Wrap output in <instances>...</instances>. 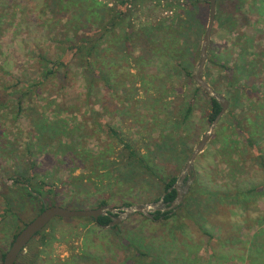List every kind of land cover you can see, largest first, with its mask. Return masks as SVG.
<instances>
[{
    "label": "rangeland",
    "instance_id": "374dc122",
    "mask_svg": "<svg viewBox=\"0 0 264 264\" xmlns=\"http://www.w3.org/2000/svg\"><path fill=\"white\" fill-rule=\"evenodd\" d=\"M92 1L0 0V264L39 201L78 210L155 202L156 176L178 177L211 125L209 98L186 75L197 69L207 0H135L123 27L102 38L106 11ZM234 1L218 12L204 69L230 107L194 163L204 196L183 204L194 222L135 214L112 231L56 218L27 246L23 255L36 256L27 264H124V236L167 264H264V167L234 126L249 117L264 152V0ZM127 29L142 31L126 43ZM86 38L101 39L91 61L105 80L92 81L90 58L69 50ZM122 142L155 176L125 160ZM233 190L253 193L241 201Z\"/></svg>",
    "mask_w": 264,
    "mask_h": 264
},
{
    "label": "trees",
    "instance_id": "16d2710c",
    "mask_svg": "<svg viewBox=\"0 0 264 264\" xmlns=\"http://www.w3.org/2000/svg\"><path fill=\"white\" fill-rule=\"evenodd\" d=\"M134 1L135 0H113V6L108 7L107 5L106 6L103 5V3L95 2L93 0L92 3H93V5L96 6V8L99 9L100 7H102L106 11V16L104 17L105 21L102 22V23H99L98 21L93 19V17L95 15H93V13L89 14L88 11H87V15H88L87 18L91 19L90 21L92 23H94V24H97V23L100 24V29L97 31V33L102 38L106 34H109L110 31H113L118 26L123 27L124 23L126 22L127 18L129 17V10L131 8L132 3H134ZM163 1H168L169 2L171 0H163ZM177 1H179V0H177ZM230 1L231 0H218L217 1V16H216V20L219 18V16H218L219 10L221 12V10L225 9V6H227ZM239 1L240 0H236L234 2H231L230 3V7L234 8V9L238 8ZM207 4L209 5V0H207ZM189 8L190 7L188 5V10H192L191 9L192 7L190 9ZM180 11L185 12L182 9ZM232 11H234V10H232ZM200 12L202 13L203 9L200 10ZM227 13H229V12H227ZM83 14H84V12H83ZM102 17H103V15H102ZM140 31H142V30L139 29L138 31L134 32V30L131 31V29H127V31H126L127 37H125L126 43L130 42L133 39V37L135 36V34L140 32ZM100 40L101 39H98V40H94V39L88 40V38L80 39V41L77 42L78 44L75 47L71 46L69 48V50H73L75 53L83 54V55L86 54V58H90V61L88 62V66H89L88 69L93 74L92 79H91L92 81H99L98 77H100L102 80H105V78H103L101 76V72H97L96 69L93 67V63L91 61V59H92V57H93V55H94V53L96 51L97 44H98V42ZM122 45L124 47V32H123V37H122ZM210 62L213 65L217 63V61H215L214 59H211ZM52 72H54V71H52ZM186 75H187V78L190 81H193V79H192V75L193 74L192 73H188ZM92 85H93V83H92ZM199 91L203 92L204 95H206L209 98V107H208V111H207V120H208V122L210 124H212L215 121V119L217 118V116L219 115V113L221 112L222 108L215 100L211 99L203 90H201L200 88L197 87L196 93H198ZM19 102H20V104H21V102H23L22 101V97H20ZM192 106H193V100H191V102L189 104V107L186 110V114H185L184 120H186V119H188L190 117V115L192 113L191 112L192 111ZM234 118H235L234 119L235 120V125L234 126H235V130H236L238 136L240 138H241V136L245 137V143H244L245 144V148L247 150H249L250 153H254L256 155V158H259V160L261 161L262 166L264 167V152H262V151L260 152L259 151V149L257 147L256 137H254V135L252 133L253 132L252 129L256 128L255 123H252V120L249 117H246V119H247V124L246 125L241 120L236 119L235 116H234ZM251 123H252V125H251ZM258 125L259 124L257 123V126ZM113 135L116 138H120L121 137V133H119L116 130L113 131ZM122 144H123L122 152H124V158H125V160L128 161L129 164L136 165V166L146 170L151 175L155 176V173L151 169L150 163L146 160L145 157H143L139 153H137L133 149V147L131 145H129L128 143L122 142ZM156 177L162 183H164V192H163V194L167 193V191L170 188H172L175 185L176 181H177V177H171L168 181H163L160 178V176H156ZM252 193H253L252 190H249L247 192H240V190H233V191L230 192V195H232V197L234 199H238V200L243 201V200H247ZM39 194H40V192L34 191V190L33 191H28V193H27V195L30 198L35 199V200H39V197H38ZM176 195H177L176 191H173V192L167 194V196L165 198V202L166 203L173 202L175 200V198H176ZM198 195L204 196V193H202L199 189H197V187L195 185V186H193L191 188L190 193L188 194V196L185 199V202L187 200L192 199L194 196H198ZM159 199H160V197L156 201H158ZM39 202H40V205H41L39 211L41 212L43 210L45 204L43 203V201H39ZM102 205H106V203H103ZM127 206H130V205H127ZM172 219H174L177 222H180L183 225L187 224L186 221L194 222V216L186 209V206H184V205L176 213H173V214H171V213H164V214L157 213V215H155L154 219H150V220L152 222L156 223L158 221H165L166 222V221H170ZM76 220H81V221H85V222H92L98 227H106V226H108L111 223L110 217H100L98 219V221H95L92 218H90V219L76 218ZM183 221H185V222H183ZM118 226L119 225H116V226L112 227L111 230L112 231L118 230ZM201 232L203 233V235H207L206 231L204 232V230H202V229H201ZM40 236H42V239L44 240V238L46 237L45 229L43 231H41L40 233H38L34 237V239L35 238H39ZM121 243H122V246L124 247V264H167L165 262V260H163L162 258L153 256L152 252H151V248L143 247V245H135L133 243V241H129L128 238L125 237V236H124L123 241L121 240ZM32 253H33V250L31 248L29 249V252L26 253L25 255H23V253H22V255L20 256V258H19V260L17 262V264H27V263L31 262V261H29V259L32 258V256H31ZM4 256H5V254L2 253V259H4ZM32 259H36V256H34Z\"/></svg>",
    "mask_w": 264,
    "mask_h": 264
},
{
    "label": "water",
    "instance_id": "95a60500",
    "mask_svg": "<svg viewBox=\"0 0 264 264\" xmlns=\"http://www.w3.org/2000/svg\"><path fill=\"white\" fill-rule=\"evenodd\" d=\"M217 1L218 0H209V21L203 37L197 69L195 73H193L192 79L197 87L203 90L211 99L215 100L222 109L215 121L210 125L208 132L198 143L184 169L177 177L175 185L170 188L167 193H164L158 201L137 206H123L120 208L101 206L97 209L78 210L65 208L58 205H45L43 210L37 214L33 220L27 223L17 234L10 248L5 253L2 264H17L20 256L22 253H24L27 246L34 239V237L43 231L56 218L66 220L76 218H92L95 221H98L100 217H110L111 223L104 228H112L128 220L135 214H141L148 219H154L156 213L173 214L183 206L185 199L190 193V190L196 180V173L194 169L195 160L210 141L213 132L219 124L221 118L230 107L229 100L224 95L216 92L204 78V69L208 62L209 48L212 42L211 37L216 23ZM173 191H176L177 193L176 198L173 202L168 204L165 202V198L167 194Z\"/></svg>",
    "mask_w": 264,
    "mask_h": 264
},
{
    "label": "flooded vegetation",
    "instance_id": "af4514ba",
    "mask_svg": "<svg viewBox=\"0 0 264 264\" xmlns=\"http://www.w3.org/2000/svg\"><path fill=\"white\" fill-rule=\"evenodd\" d=\"M171 203V202H170ZM170 203H168V204H170ZM161 214V213H160ZM155 215H157V213L155 214Z\"/></svg>",
    "mask_w": 264,
    "mask_h": 264
}]
</instances>
